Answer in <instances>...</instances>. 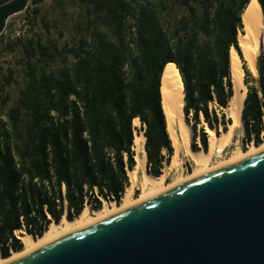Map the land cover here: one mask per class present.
I'll return each instance as SVG.
<instances>
[{
  "label": "trees",
  "instance_id": "1",
  "mask_svg": "<svg viewBox=\"0 0 264 264\" xmlns=\"http://www.w3.org/2000/svg\"><path fill=\"white\" fill-rule=\"evenodd\" d=\"M249 1L96 0L103 24L91 39L64 48L41 36L36 45L26 41L25 51L37 50L47 63L57 55L64 59L40 72L28 60L19 102L5 118L0 114V256L23 248L18 231L42 235L52 220L74 218L86 204L120 202L131 184L128 171L136 165V118L146 137L147 166L162 172L174 153L160 90L171 62L180 71L195 133L201 116L211 127L227 129L232 119L224 108L234 94L230 53L235 47L248 87L246 139L263 141V58L258 85H252L238 42ZM258 1L264 15V0ZM168 3L186 6L190 16L176 23L165 18ZM37 13L35 8L33 16ZM13 80L10 71L4 84ZM8 99L5 95L3 103ZM206 133L198 134L204 148Z\"/></svg>",
  "mask_w": 264,
  "mask_h": 264
},
{
  "label": "water",
  "instance_id": "2",
  "mask_svg": "<svg viewBox=\"0 0 264 264\" xmlns=\"http://www.w3.org/2000/svg\"><path fill=\"white\" fill-rule=\"evenodd\" d=\"M28 2L0 4V33ZM2 264H264V148Z\"/></svg>",
  "mask_w": 264,
  "mask_h": 264
},
{
  "label": "bare ground",
  "instance_id": "3",
  "mask_svg": "<svg viewBox=\"0 0 264 264\" xmlns=\"http://www.w3.org/2000/svg\"><path fill=\"white\" fill-rule=\"evenodd\" d=\"M242 21L244 32L239 33L238 42L248 68L254 75H258L257 58L260 51H263L264 60V15L258 0H250L242 14ZM230 54L234 94L230 97L227 108L230 110L229 117L232 122L227 129L219 130L205 123V131L208 134V148L196 147L193 143V127L185 111L183 80L177 65L171 62L163 70L160 90L167 130L174 146V153L162 172L157 174L148 169V158L145 148L146 137L142 130L136 132L133 146L136 165L128 171L131 184L123 191L120 202L105 200L101 207L96 208L86 204L81 213L74 218L70 219L64 215L60 221L52 220L42 235L33 236L27 232L17 234L24 244L23 248L13 250L7 257L0 256V264L12 261L19 255L63 236L76 227L91 223L120 209L130 207L164 189L196 178L207 170L217 168L263 149L264 131L262 133L263 141L260 144H250L246 149L241 145H237L229 157L222 158L219 162L212 164L213 156L218 152H223L231 144L235 133H243L245 130L243 109L248 91L244 81L245 70L242 59L235 47L231 48ZM134 123L136 125L141 124L138 118L134 120ZM184 157L193 162V170L186 174L181 172L176 178L169 181L168 177L171 171L181 168ZM136 184L141 187L139 194H135Z\"/></svg>",
  "mask_w": 264,
  "mask_h": 264
},
{
  "label": "rangeland",
  "instance_id": "4",
  "mask_svg": "<svg viewBox=\"0 0 264 264\" xmlns=\"http://www.w3.org/2000/svg\"><path fill=\"white\" fill-rule=\"evenodd\" d=\"M95 3L96 0H29L24 10L12 15L8 19L5 27L0 33V114L2 117L5 118L9 108L17 104L21 98L20 90L24 87L26 80L25 74L28 60L38 67L40 72L43 68L50 70L57 65H61L64 59V56L57 55L52 61H48L47 63L37 50L30 53L25 51L26 41L33 39L36 45L38 37L41 36L43 42L46 41V38H50L54 40L59 48H64L66 46L78 45L83 37L91 39L98 30L102 29L103 24L102 18L98 15L102 14V12L95 7ZM167 6L168 8L164 16L174 23L178 22L183 16H190V11L186 6L179 3H168ZM35 8H38V13L36 16H33ZM127 36L128 24L124 30L125 41L128 40ZM262 58L263 51H260L257 58L258 65ZM10 71L13 72L14 80L9 84H4ZM248 73L249 75L251 74L248 78L251 82L250 84L258 85L260 73L254 75L249 68ZM5 95L9 96L6 104L3 103V97H5ZM213 108V105H210V109L212 110ZM224 111L229 117L230 110L226 107ZM188 118L193 125L194 118L192 114H189ZM205 123L207 122L204 117L201 116L196 126V133L193 130V143L196 147H203L198 134L202 130H205ZM134 126L137 127L134 130V134L136 135V132H139L138 128L141 127V124L136 125L134 123ZM215 128L223 129L224 126L215 123ZM250 144H254V141L246 139L245 130L243 133H235L231 144L227 146L223 152H218L213 156L212 164L219 162L222 158L229 157L237 145H241L246 149ZM165 166L166 162L164 163V167ZM193 168V162L187 157H184L181 168L172 170L168 180H173L181 172L186 174L192 171ZM140 188L138 184L135 185V194L141 192ZM23 232H25V230L18 231L17 234L19 235Z\"/></svg>",
  "mask_w": 264,
  "mask_h": 264
}]
</instances>
